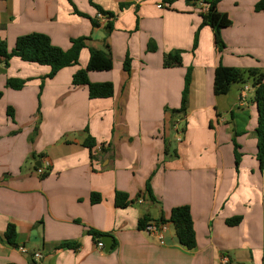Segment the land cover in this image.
I'll use <instances>...</instances> for the list:
<instances>
[{"label": "crops", "instance_id": "0c3cea01", "mask_svg": "<svg viewBox=\"0 0 264 264\" xmlns=\"http://www.w3.org/2000/svg\"><path fill=\"white\" fill-rule=\"evenodd\" d=\"M258 1L219 2L217 12L230 25L220 32L224 48L218 50L199 5L184 0H0V42L8 51L34 33L63 50L77 38L86 45L78 64L53 78H46L47 66L17 57L6 66L0 59V264H264L256 104L250 91L241 100L237 85L226 95L213 92L219 65L264 74ZM99 9L113 16L101 20ZM91 48L112 56L110 71L88 73L93 83L113 84L110 98L89 99L86 86L72 85ZM174 51H181V65L164 67ZM126 55L129 72L123 70ZM188 67L186 111L172 116ZM9 79L24 86L9 88ZM116 192L127 195L126 207L115 206ZM92 193L99 203H91ZM179 206L189 207L195 248L178 244L171 224L163 244L138 228L141 218L167 219ZM232 218L238 223L227 225ZM8 225L15 227L14 245L3 238ZM105 236L110 249L100 250L96 244Z\"/></svg>", "mask_w": 264, "mask_h": 264}, {"label": "trees", "instance_id": "16d2710c", "mask_svg": "<svg viewBox=\"0 0 264 264\" xmlns=\"http://www.w3.org/2000/svg\"><path fill=\"white\" fill-rule=\"evenodd\" d=\"M167 4H172L175 0H162ZM186 4L197 5L201 2L205 6V12H202L203 22L202 26H209L212 29L214 42L218 50L224 48L220 32L223 28L230 25V20L226 15H221L217 12V5L221 0H184ZM124 5H121L123 8ZM255 10L258 12H264V0H259L255 5ZM102 15L106 18H111L113 15L109 12L101 11ZM110 28V24L107 25ZM196 46V37L194 39V45ZM85 38L73 39L71 46L67 50H63L51 44L48 36L44 34H29L19 37L16 42L14 49L8 51L6 44L0 42V59L7 66L12 57H17L23 62L38 64L42 66H47L49 68V73L46 78H53L61 69L66 67H72L78 64L80 52L85 48ZM154 47L152 48V50ZM131 59L128 55L125 56L123 61V70L129 72L131 67ZM181 65V51H174L167 54L163 60L164 67H174ZM113 67L112 56L109 52L89 49V59L86 66L82 69L76 71L72 77L73 86H86L88 91L89 99H106L113 95V84L111 82L103 83H93L88 78L89 72H103L110 71ZM191 73L192 68L188 67L184 75V84L181 92V102L180 107L176 110H171L172 116L183 114L186 111L189 86L191 83ZM247 74L253 79L254 88V101L257 110V127L255 129L256 136V160L259 165V169L264 171V74L257 70H240L234 67H225L219 65L216 67L214 72L213 80V92L215 95H226L231 86L234 83H243L245 81L244 77ZM25 81L9 79L6 86L9 88L19 90L24 86ZM42 87V84H41ZM2 97V92L0 91V98ZM12 109L8 107L7 114L13 117ZM233 137L234 144V159L236 165H238L241 154L238 149L239 146L236 144ZM84 146L92 153L94 143L92 140L87 139L84 142ZM146 191L150 193L149 184L146 185ZM100 196L98 194H91V203L96 204L100 202ZM115 206L117 208H124L127 206V195L124 193L116 192L114 198ZM238 218H232L226 220L227 225H236L238 223ZM149 223L147 217H143L138 221V228L144 230L145 226ZM157 225L171 224L174 228L175 236L178 244L191 250L196 246L195 232L193 228L192 219L190 216V210L188 206L175 207L170 211L169 217L166 219L163 216L159 220L154 221ZM93 237H102L101 233L95 231H89ZM15 237V227L13 225H8L3 238L11 245H14Z\"/></svg>", "mask_w": 264, "mask_h": 264}, {"label": "built area", "instance_id": "2783aa9c", "mask_svg": "<svg viewBox=\"0 0 264 264\" xmlns=\"http://www.w3.org/2000/svg\"><path fill=\"white\" fill-rule=\"evenodd\" d=\"M198 5H199L201 11L202 12H205V6L201 2H199ZM158 7H161V5H159ZM98 18L101 19V20H104V21L106 20V17L105 16H102L100 14H98ZM248 91H249V88L248 87H244V89L241 90V92H240V99L241 100H244L245 99L246 92H248ZM173 132H174V135H175V141L176 142H180L181 141V138H182V130L177 125H175L173 127ZM47 168H48V164L46 163L44 168L43 167H39L37 169V173L39 175H43L46 172ZM165 229H166V225L165 224L164 225H157L154 222H150V223H148L145 226L144 231L147 232V233H151V234L155 235L158 238L159 242L161 244H163L162 235H163ZM96 246H97L98 249L102 250L103 247H104V244H103L102 241H99L96 244ZM18 250L21 253H24V254L28 252L27 249L24 246H19L18 247ZM33 258L35 260L41 259L42 258L41 252H39V251L34 252L33 253Z\"/></svg>", "mask_w": 264, "mask_h": 264}, {"label": "rangeland", "instance_id": "374dc122", "mask_svg": "<svg viewBox=\"0 0 264 264\" xmlns=\"http://www.w3.org/2000/svg\"><path fill=\"white\" fill-rule=\"evenodd\" d=\"M244 79H245V81L243 83H234L233 85L234 86L237 85L238 87L241 88V90L244 89V87H248L249 88V91L251 92V97L250 98H252L254 100V95L255 94H254V88L252 86L253 79L251 77H249L247 74H245ZM246 94H248V93L246 92ZM178 126H179V124H178ZM172 145L174 146V142H172Z\"/></svg>", "mask_w": 264, "mask_h": 264}, {"label": "water", "instance_id": "95a60500", "mask_svg": "<svg viewBox=\"0 0 264 264\" xmlns=\"http://www.w3.org/2000/svg\"><path fill=\"white\" fill-rule=\"evenodd\" d=\"M103 240H104L105 249L109 250L110 249V244H111V237L110 236H105Z\"/></svg>", "mask_w": 264, "mask_h": 264}]
</instances>
